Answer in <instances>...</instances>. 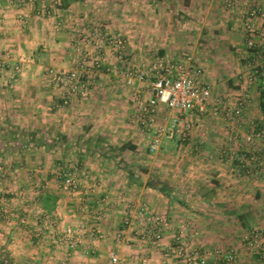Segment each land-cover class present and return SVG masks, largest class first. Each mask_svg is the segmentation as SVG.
Returning a JSON list of instances; mask_svg holds the SVG:
<instances>
[{
    "label": "crops",
    "instance_id": "crops-1",
    "mask_svg": "<svg viewBox=\"0 0 264 264\" xmlns=\"http://www.w3.org/2000/svg\"><path fill=\"white\" fill-rule=\"evenodd\" d=\"M176 1L70 0L64 5V0H31L14 6L0 0V129H4L0 132L11 130L14 138L29 141L13 150L0 149V249L14 264H176L175 256L163 253L178 239L201 246L207 264H264V166L260 175L247 177L238 163L242 152H212L217 140L226 151V139L236 144L238 132L245 134L253 120L263 121L254 83L247 85L250 95L242 129L232 121L181 116L192 124L193 152H161L173 159V168L161 172H170L176 184L166 186L161 180L150 184L148 172L143 178L125 166L126 158L147 153L136 151L151 132L140 122H131L138 110L131 102L132 88L122 84L124 73L142 60H178L177 43L166 36L180 22L189 27L194 41L186 45L204 44L203 79L219 99L240 93L245 71L241 70L262 60L238 32L242 15L236 8L227 9L221 0ZM158 5L169 6L163 9L164 17L169 16L164 23L134 17L139 7L149 15V7ZM175 9L189 13L185 23L174 17ZM156 26L160 36L151 44L149 33ZM79 29L84 30L82 35ZM93 29L127 39L121 56L104 45L99 69L90 66L96 49L85 34ZM82 58L88 68L85 96L76 87L56 85L48 78V66L73 69ZM260 79L264 81V73L258 84ZM147 84L135 82L142 99ZM124 141L135 149L123 152ZM184 156L189 158L188 167L177 164ZM72 166L78 168L81 184L62 190L58 176ZM181 172L189 177L184 188L177 178ZM203 176L210 180L202 182ZM178 190L185 196H176ZM141 203L169 221L158 241L139 240L131 228L121 225L123 215ZM66 226L81 237L77 245L54 243ZM99 233L105 236L100 239ZM253 233L257 247L248 248L245 237ZM218 246L232 252V259L213 257ZM112 249L120 256L118 262L108 259Z\"/></svg>",
    "mask_w": 264,
    "mask_h": 264
},
{
    "label": "built area",
    "instance_id": "built-area-1",
    "mask_svg": "<svg viewBox=\"0 0 264 264\" xmlns=\"http://www.w3.org/2000/svg\"><path fill=\"white\" fill-rule=\"evenodd\" d=\"M25 1L31 0H8L14 6H22ZM227 9H237L242 15L240 18V29L245 37V44L248 49L254 50L261 58L259 66L253 65L246 69L245 75H242L247 85L258 80L259 76L264 73V1L259 4H250L244 0L237 4L234 0H221ZM83 29L78 30V35H82ZM87 37L94 43L96 54L90 57V66L99 69L103 63L102 50L104 45L111 46L118 56H121L125 46V40L121 36H115L97 29L86 32ZM77 67L73 69H58L50 67L47 69V75L51 82L56 85L72 86L77 88L81 96L87 94L88 80L86 72V59H79ZM251 65V64H250ZM249 65V66H250ZM203 68L192 54H186L178 60L154 58L153 60L142 61L138 66L127 68L122 81L123 85L132 88L131 102L138 110L137 117L131 118V122H140L150 129L152 135L148 143L149 151H157L164 138H177L185 140L191 130L190 121H182V115L194 114L196 117L204 118L213 116L214 118L239 123L244 116V110L248 99L246 87L243 86L240 93H233L227 97L219 99L215 95V90L211 84L203 79ZM136 80H147V89L145 98H141L136 90ZM262 82H264L262 80ZM164 105L169 110L177 112L173 116L170 124H156L155 113L157 108ZM218 114V116H216ZM261 124V126H259ZM238 125V127H239ZM264 135V119L261 123L255 120L251 121L249 132L244 135V142L249 145L250 151L253 148L254 141L261 139ZM262 140H264L262 138ZM263 145V144H262ZM248 153V154H246ZM259 154L258 156L256 155ZM260 154L262 157L259 158ZM256 155V156H255ZM246 156V158H243ZM261 159V160H260ZM242 170L249 173H261L259 164L264 163V152H242L238 157ZM245 161V162H244ZM253 161V162H252ZM246 162L251 164L248 168ZM62 190H71L81 184L78 176V168L72 166L62 171L58 176ZM95 183L88 187L93 190ZM121 225L124 229H132L136 238L139 240L158 241L163 232L168 228L169 221L165 215L155 212L148 205L141 203L136 208L130 210L121 218ZM61 236L57 242H66L70 245L80 242L78 232L71 226H66L61 231ZM105 235L99 233L98 237L103 238ZM120 234H116L119 239ZM256 233L245 237L246 243L250 247H257ZM74 240V241H73ZM55 241V242H56ZM73 241V242H72ZM164 256L173 255L177 258L176 264H207V254L201 246L178 239L169 243L164 248ZM264 255V254H262ZM215 258L232 259L230 251L215 249L213 253ZM108 259L115 263L120 259L119 254L114 250L108 251Z\"/></svg>",
    "mask_w": 264,
    "mask_h": 264
},
{
    "label": "rangeland",
    "instance_id": "rangeland-1",
    "mask_svg": "<svg viewBox=\"0 0 264 264\" xmlns=\"http://www.w3.org/2000/svg\"><path fill=\"white\" fill-rule=\"evenodd\" d=\"M176 3L179 4L180 0H177ZM164 6L163 5H160V6L158 5L156 8H154L153 6L149 7V9L147 11V12H150L149 15L148 14L146 15V13H144L143 9H140V7H139V11L137 12V16H134V17H137L140 20H142V19L144 20L147 17L146 20L149 21V24H151L152 21L159 22V23H164L165 20L167 19V17H169L167 14H166V17H164V14H163L164 10L163 9H165L166 7H169L168 5H164ZM153 8L156 9V10L154 11ZM176 8H180V6L178 5V6H176ZM166 9H168V8H166ZM173 14L175 15L174 17H176L177 20L182 19V22L185 23V21H187L186 20L187 16H188L187 14H189V13H187V11L186 12L185 11H179L178 9H175ZM140 16H143V17H140ZM237 21H239L238 22L239 23V25H238L239 31L238 32L240 34V31H241V29H240V17L238 18ZM180 24H181V22H180ZM180 24H178V26L176 28H174V31L173 30H172V32L168 31V32H170V35H167L166 37L168 39H171V41L172 40L176 41V43H177L175 45L176 46V51H177L176 53L179 54V57H182L183 55H186V54H192L193 58L196 59V63H199L200 65L202 64L201 66H202V68L204 70V68H206L205 65H204L205 62H204V59H203L205 57L204 56V53H205L204 44L201 45L200 44V43H202V41H201L200 43H196V45L192 47L191 45L193 44L192 42H194V41H192V38H191L192 36L191 37L188 36L189 27L187 25L181 26ZM150 26H152V25H150ZM153 27H155V26H153ZM158 30L160 31V28L157 29V26H156V29L150 31L149 37H150V35L152 36V37H150L151 44L152 43L155 44V43L158 42V38L156 37L157 35L160 36V34L158 33L159 32ZM107 33H109V32H107ZM241 33H242V31H241ZM184 34L187 35V36L184 37ZM114 35L115 36H121L125 40V46H126L127 39L125 38V35L124 36H122L120 34H114ZM160 41H162V40H160ZM173 41H172V44L174 43ZM183 41H184V43H181ZM186 44H191L190 45L191 47L186 45ZM125 46H124L123 50H125ZM150 57L154 58V57H156V55H152ZM142 61H148L149 62L150 60H142ZM142 61H140V62H142ZM253 65L259 66V63L258 62L257 63H251L250 66L246 65V66H244V68L241 71H243V70L246 71V69L252 67ZM50 67H53V66H48L46 68V71ZM53 68H56V67H53ZM245 71H244L243 75H245V73H246ZM260 81H261V79H260ZM252 83H254L253 86L255 88L259 89V92H260L261 89H264V82L261 81L258 84L256 81H254V82H251V84ZM243 86L246 87V89L248 90L247 82L246 83L244 82ZM246 93L248 95H250V93L248 91H246ZM248 98H249V96H248ZM161 106H160L162 108L161 111L160 112L156 111V113H155L156 114L155 115L156 116L155 117V122H156V124H162V125L163 124H167L168 125V124H170L171 119L173 118V115L176 114L175 116H177L178 114L174 110H169L164 105H161ZM182 116H185V115H182ZM216 116H218V114ZM157 117H159L161 119L157 120ZM218 118H220V117H218ZM218 118H214L213 116H207V117H204V118L200 117L199 119H204V120L207 119V120L216 121V120H220ZM221 121H226V120L222 119ZM255 121L257 122L258 120H255ZM228 126H230V125H228ZM247 127H245V128H247V130H245V134L247 132H249V130L251 128V122H250L249 126H247ZM224 128L226 129V126H224ZM239 128L242 129V126L239 125ZM150 132H151V130H150ZM190 134H191V132L189 133L188 137L185 140H180V139H177V138H173V139L164 138L162 140L161 144H160L159 149L157 151H154V152L149 151L148 146L146 145V144L149 143L150 138H149V140H148V138H144L145 142L143 144L142 143L139 144V149L136 152H147V153H145V154L143 153V155L142 154H138V155H136L135 158L134 157L133 158H126L127 160H125V162H126L125 166L129 167L130 170H132L133 174H137L138 176H143V178H144V176H148L146 174L148 172V174H149L148 181L150 182V184L156 185V184H158V182L160 180H161V182L162 181L165 182L166 186L168 185V183H171V181H173L174 184H176L177 181L174 178L172 179V176H171L170 172L169 173H162L161 172L162 169L168 170V168H170V169L173 168L172 167L173 159L172 158H165L164 156H161V152H193V150H192V148H193L192 146L193 145L190 142ZM245 134H240V132L237 133V135H238L237 136V140L238 141L236 142V144L233 143L234 142L233 140L226 139V142H227V144H225V146L227 148L226 151H222L221 144H220L219 140H217L214 143V146L212 148V152H229V150L231 152H264V140H262V138L264 139V135H263V137L261 139L258 138V139H256L254 141L253 148L250 151L251 147L249 145H247L244 142V139H243ZM151 135H152V132L150 134V137H151ZM123 152H129V151L126 149V150H123ZM246 154H248V153H246ZM256 155L258 156L259 154L256 153ZM260 157H262L261 154H260L259 158ZM243 158L247 159L246 156H243ZM130 159H132V164H131V160ZM262 159H263V157H262ZM249 163L246 162V165L250 166L251 164H249ZM136 164H138V165H136ZM139 164H141V165H139ZM177 164L178 165L179 164H181V165L183 164L185 167H188L189 158L184 156L182 161L180 163H177ZM239 165L241 166V163H239ZM259 165H263L264 166V163L263 164L261 163ZM143 168H146L145 171H143ZM248 168H250V167H248ZM186 171H187V168H186ZM185 172H181L180 175L177 176V178L180 179V180L179 179H177V180H179L181 182V184H179V186L183 185V188L185 186H188V183H189L188 182L189 177L186 174L187 172L186 173ZM242 173L244 175H246L247 177H249L250 174H252V173L247 174L243 170H242ZM258 174L260 175L261 173H258ZM162 175H163V177H162ZM182 176H184V177H182ZM208 179L210 180V177H204V178H202L200 180H202V182H203L204 180H208ZM176 193H177L176 196H180V195L182 197L185 196V193H183V192H181L179 190ZM212 195L217 196V193L213 192ZM59 238H60L59 235H58V237H55V241L58 240ZM55 241H54V243L57 244V246H61V245L74 246L75 244L76 245L78 244L77 242H75L74 244L70 245V244H68V243H66L64 241L63 242L62 241L61 242H59V241L55 242ZM246 246L248 248H252V247L248 246L247 243H246ZM218 247H217V249H218ZM219 250L223 251V249H221V246L219 247ZM66 256H68V254H66Z\"/></svg>",
    "mask_w": 264,
    "mask_h": 264
},
{
    "label": "trees",
    "instance_id": "trees-1",
    "mask_svg": "<svg viewBox=\"0 0 264 264\" xmlns=\"http://www.w3.org/2000/svg\"><path fill=\"white\" fill-rule=\"evenodd\" d=\"M64 1L66 2V4H64V5H67L70 0H64ZM259 96H260L259 105H260L261 110L264 112V89L260 90ZM0 130L4 131V129H0ZM8 131L9 130H7L4 133L0 132V149H3V148L8 149L9 148V149L13 150L15 147H18L22 144L25 145L26 142H29L26 139L18 140L16 138H14V136H13L14 133L11 132V130H10V132H8ZM135 147L136 146L134 144L125 141L121 144L120 149H123V150L135 149ZM145 169L146 168H143V171H145ZM238 218L241 219L242 215L238 214ZM241 224H242V226H247V222L245 220H242ZM0 264H14L12 258L8 254V252L1 250V249H0Z\"/></svg>",
    "mask_w": 264,
    "mask_h": 264
}]
</instances>
